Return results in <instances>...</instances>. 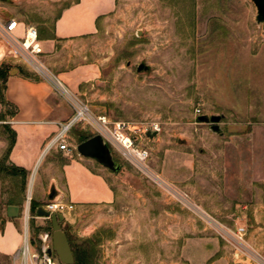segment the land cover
<instances>
[{
	"label": "rangeland",
	"instance_id": "1",
	"mask_svg": "<svg viewBox=\"0 0 264 264\" xmlns=\"http://www.w3.org/2000/svg\"><path fill=\"white\" fill-rule=\"evenodd\" d=\"M215 10L229 11L232 32L208 30L227 19ZM255 18L252 0H118L84 54L96 77L76 91L63 83L96 117L137 130L133 149L145 159L127 158L112 141L120 165L113 172L78 153L98 135L89 125L68 134L73 158L89 160L113 194L65 214L76 263L235 264L239 228L264 253V122L254 97L264 87L256 74L264 30ZM141 63L149 70L138 72ZM201 116H223L220 132ZM153 126L159 132L151 138L145 130ZM39 179L31 198L21 177L0 173V209L19 203L36 241L52 233L51 221L30 210L32 199L47 200Z\"/></svg>",
	"mask_w": 264,
	"mask_h": 264
},
{
	"label": "crops",
	"instance_id": "2",
	"mask_svg": "<svg viewBox=\"0 0 264 264\" xmlns=\"http://www.w3.org/2000/svg\"><path fill=\"white\" fill-rule=\"evenodd\" d=\"M12 1L17 5L0 1V21L16 20V35L20 38L28 27H35L43 49V63L57 71L70 89L76 91L83 81L96 77L94 66L83 62L84 54L96 41L100 27L111 20L118 0ZM215 11L211 15L227 19L216 20L217 24L208 30L226 32L230 27L232 32L235 25L228 19L229 11ZM196 25L200 27V21ZM0 49V68L7 72L3 83L5 103L0 101V173L21 177L30 194L39 173L40 190L47 200L43 203L32 199L31 203L38 207L53 200L79 205L109 202L113 194L104 176L93 171L89 160L74 159L73 154L67 155L57 146L47 148L60 124L72 119L70 107L57 98L48 82L19 64L1 40ZM257 66V79L264 80V52L258 57ZM254 97L258 105L256 117L264 122V87ZM9 207L19 208L18 216L11 217ZM25 224L19 203L11 201L0 209V264H13V255L22 245Z\"/></svg>",
	"mask_w": 264,
	"mask_h": 264
},
{
	"label": "built area",
	"instance_id": "3",
	"mask_svg": "<svg viewBox=\"0 0 264 264\" xmlns=\"http://www.w3.org/2000/svg\"><path fill=\"white\" fill-rule=\"evenodd\" d=\"M18 22L16 20L0 21V40L10 48L19 64L25 66L41 79L48 82L52 90L59 94L73 110L72 119L60 124L59 132L53 136L47 144V148L57 146L60 150L65 151L67 155L72 154V148L68 144V134L72 128L83 122L89 125L105 142H115L120 144L123 149V155L127 158H133L136 153L140 160H144L140 152L133 148L137 140L135 135L137 130L131 128L129 123L113 122L106 116L96 117L90 110L87 103L79 100L63 83L60 77L52 73L43 63V49L38 40V31L35 27L30 26L26 29L22 38L16 35ZM159 132L158 127H150L145 133ZM124 139H128L126 144ZM44 209L49 213L63 214L74 209L73 204L65 203L62 200H53L47 202ZM246 231L239 228L235 234L234 240V263L235 264H264V253L259 252L246 240ZM52 249V240L50 234H41L38 240H33L28 225L26 223L23 232V241L20 248L13 255V264H59Z\"/></svg>",
	"mask_w": 264,
	"mask_h": 264
},
{
	"label": "water",
	"instance_id": "4",
	"mask_svg": "<svg viewBox=\"0 0 264 264\" xmlns=\"http://www.w3.org/2000/svg\"><path fill=\"white\" fill-rule=\"evenodd\" d=\"M4 3H11L10 0H0ZM256 8V18L255 21L258 25H262L264 30V0H252ZM149 67L144 63H141L137 71L143 72L148 71ZM223 116H201L198 118V122H204L211 124V130L215 133L220 132L219 123L221 122ZM149 137L153 138L155 134H148ZM78 153L87 158L94 160L104 168H107L113 172L119 170L120 165L116 164L112 160V156L109 150L107 143L100 135H96L77 146ZM9 213L11 217H16L19 214V208L9 207ZM36 214L38 217H43L51 221V240H52V249L50 253H54L58 259L59 264H75L74 254L67 237V234L63 230L62 223L65 219L63 214L49 213L44 209L43 206L37 208Z\"/></svg>",
	"mask_w": 264,
	"mask_h": 264
},
{
	"label": "trees",
	"instance_id": "5",
	"mask_svg": "<svg viewBox=\"0 0 264 264\" xmlns=\"http://www.w3.org/2000/svg\"><path fill=\"white\" fill-rule=\"evenodd\" d=\"M6 76H7V72H6L5 68H0V101L2 103H5L4 97H3V87H4L3 83L6 79ZM85 140H83V141H85ZM37 208H38V204L32 202L31 206H30L31 213L35 214L37 211ZM82 260H84V259H82ZM84 262H85V260H84ZM75 264H78V263H76V261H75Z\"/></svg>",
	"mask_w": 264,
	"mask_h": 264
},
{
	"label": "flooded vegetation",
	"instance_id": "6",
	"mask_svg": "<svg viewBox=\"0 0 264 264\" xmlns=\"http://www.w3.org/2000/svg\"><path fill=\"white\" fill-rule=\"evenodd\" d=\"M148 134H150V135H151V134H155V136L157 135V133H155V132H151V133H148ZM148 134H147V136H148ZM155 136H154V137H155ZM148 137H149V136H148ZM86 140H88V139H86ZM86 140H85V141H86ZM82 142H84V141H82ZM82 142H81V143H82ZM106 143H107V142H106ZM107 145H108V147H109V150H110V153H111V156H112V160H113V162L116 163V164H118V163L115 161V159H114V156H113L112 149H111L110 145H109L108 143H107Z\"/></svg>",
	"mask_w": 264,
	"mask_h": 264
},
{
	"label": "bare ground",
	"instance_id": "7",
	"mask_svg": "<svg viewBox=\"0 0 264 264\" xmlns=\"http://www.w3.org/2000/svg\"><path fill=\"white\" fill-rule=\"evenodd\" d=\"M124 141H125L126 144L129 142L128 139H124Z\"/></svg>",
	"mask_w": 264,
	"mask_h": 264
}]
</instances>
